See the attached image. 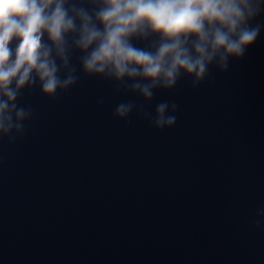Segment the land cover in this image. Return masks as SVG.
<instances>
[{"label":"water","instance_id":"1","mask_svg":"<svg viewBox=\"0 0 264 264\" xmlns=\"http://www.w3.org/2000/svg\"><path fill=\"white\" fill-rule=\"evenodd\" d=\"M229 63L156 91L146 111L179 106L164 130L115 118L143 100L100 77L26 88V134L0 138V264H264V30Z\"/></svg>","mask_w":264,"mask_h":264},{"label":"clouds","instance_id":"2","mask_svg":"<svg viewBox=\"0 0 264 264\" xmlns=\"http://www.w3.org/2000/svg\"><path fill=\"white\" fill-rule=\"evenodd\" d=\"M262 13L264 0H0V138L12 144L26 134L35 114L17 103L26 88L54 98L80 72L142 98L122 100L115 118L135 112L157 130L170 129L174 100L145 110L156 91L175 89L185 76L195 90L212 68L227 73L230 58H243L264 30L254 23ZM255 216L253 227L264 225V207Z\"/></svg>","mask_w":264,"mask_h":264}]
</instances>
